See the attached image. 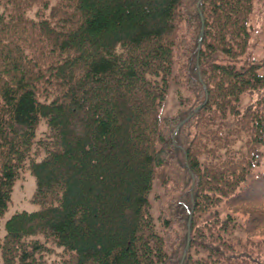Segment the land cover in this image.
Masks as SVG:
<instances>
[{"label":"trees","instance_id":"trees-1","mask_svg":"<svg viewBox=\"0 0 264 264\" xmlns=\"http://www.w3.org/2000/svg\"><path fill=\"white\" fill-rule=\"evenodd\" d=\"M255 5L0 0V219L24 170L40 206L3 264H181L189 239L184 264H264V60L215 59L247 54ZM172 80L191 96L163 120Z\"/></svg>","mask_w":264,"mask_h":264},{"label":"rangeland","instance_id":"rangeland-1","mask_svg":"<svg viewBox=\"0 0 264 264\" xmlns=\"http://www.w3.org/2000/svg\"><path fill=\"white\" fill-rule=\"evenodd\" d=\"M54 2V1H53ZM54 4V3H53ZM39 11V8H35L30 12V17L34 18L35 13ZM251 40L248 52L245 56L241 57L240 60L233 62L222 54L218 53L215 56V59L221 63H232L235 64L238 68H241L247 65L249 61H261L264 60V0H256L255 11L251 16ZM178 65L175 66L177 70ZM191 96L184 87H180L175 83L174 80L171 81L169 93L167 99L161 109L162 119L176 116L180 111L183 110L182 102L186 98ZM259 97V93H250L244 95L240 102L241 112L254 104ZM48 131V126L44 122L41 124L40 129L37 132V139L45 137V133ZM242 143L236 146V149H241ZM256 167L253 170L250 178L254 177L260 172L264 171V145H261L259 148V159L256 163ZM37 180L36 177L28 170H24L21 174L20 179L18 180L14 193L12 196V201L9 206L8 212L4 217L0 219V239L4 238L6 235V223L14 215L21 212H36L40 210V206L32 202L33 196L36 192ZM163 193V189L159 183H156L152 195L153 201V210L152 215L154 219L158 222L159 217V206L158 202L155 199L157 194ZM63 249H57L55 255L48 256V261L50 263H60L64 258ZM0 264H3L2 258L0 257Z\"/></svg>","mask_w":264,"mask_h":264},{"label":"water","instance_id":"water-1","mask_svg":"<svg viewBox=\"0 0 264 264\" xmlns=\"http://www.w3.org/2000/svg\"><path fill=\"white\" fill-rule=\"evenodd\" d=\"M201 1H202V0H200V3H201ZM203 34H204V32H202V35H201L202 37H203ZM201 81L203 82L202 79H201ZM202 107H203V106H201L200 108H198V109H197V112L200 111V110L202 109ZM188 121H189V119L186 120L185 122H183V123L179 126V128H178L177 131H179L180 128H181L186 122H188ZM176 133H177V132H176ZM175 135H176V134H175ZM190 243H191V241H190V239H189V241H188V245H187V248H186V250H185L184 260H185L187 254H188L189 247H190ZM184 260H183V262H182L181 264H184Z\"/></svg>","mask_w":264,"mask_h":264},{"label":"bare ground","instance_id":"bare-ground-1","mask_svg":"<svg viewBox=\"0 0 264 264\" xmlns=\"http://www.w3.org/2000/svg\"><path fill=\"white\" fill-rule=\"evenodd\" d=\"M200 48H201V46H200ZM178 132V131H177ZM175 134H177V133H175Z\"/></svg>","mask_w":264,"mask_h":264}]
</instances>
